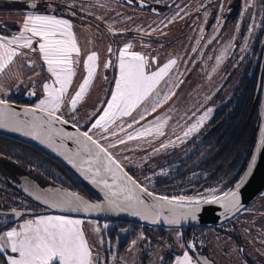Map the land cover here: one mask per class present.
Masks as SVG:
<instances>
[{
    "label": "rangeland",
    "instance_id": "rangeland-1",
    "mask_svg": "<svg viewBox=\"0 0 264 264\" xmlns=\"http://www.w3.org/2000/svg\"><path fill=\"white\" fill-rule=\"evenodd\" d=\"M167 1L155 0L158 5ZM33 3H39V7L35 9L27 7ZM205 3V0H179L175 8L178 13L179 9L186 8L188 7L186 5L190 4L193 5V10H198ZM249 13L253 14V11L250 12L248 9L245 15ZM29 14L54 15L69 21L79 48L78 56L76 53L72 54L73 75L57 115H61L82 132L88 131L103 146L115 144V147H109L108 151L125 170L137 168L141 171L145 167L154 169L144 181L145 186L153 184L156 178L167 176L175 168L176 164L165 166L158 164L172 149H176L179 145L185 146L203 133L206 124L230 98L240 76L241 66L231 72L229 67L234 60L225 58L233 38L236 37L237 42L241 37L237 32L239 27L237 25L233 29L231 27L229 34L228 31H222L211 41L214 30L213 27L208 29L205 22L208 16L206 11L195 16L190 23L183 20L182 28L172 29L169 23L174 13L162 10L159 14H150L144 8L128 5L121 0H0V36L11 38L19 35L24 18ZM147 36L153 37V40L146 41ZM158 36L171 40L170 46L165 45L163 41H156L155 38ZM37 39L34 38L33 48H37L35 43ZM225 41L229 43L222 51ZM126 45L131 47L127 49L125 59L130 58L132 53L143 55L147 62L145 68L147 74L157 71L170 60L175 59L176 64L160 81L156 92L130 115L118 116L106 132L94 129L92 125L103 115L107 110V104L111 102L115 83L119 79L120 52ZM218 50V53L221 52L219 58L215 56ZM18 52L21 54L15 56L13 62L0 75V87H2L0 98L7 101L11 96L22 95L24 92V95H28L27 100L32 101L30 107L35 108L39 101L45 98L43 85L45 83L52 85L55 78L48 72L38 48L37 51L21 48ZM93 53L96 54L97 59L88 62L87 57ZM86 63H90V66L94 64V73L82 99L77 103L75 110H72L70 100L88 76ZM106 64L108 67H105ZM53 86L59 87V85ZM170 91L175 93L171 99L150 115L145 113V108H151V102L157 92L162 97ZM209 109L211 111H208ZM206 112V118L197 129L184 136L183 133L191 125L196 124ZM142 113L144 118L140 119ZM158 117L167 118L163 128L164 135L153 134L134 140L126 139L127 135L135 130L145 126L153 127V122ZM134 119L139 120V123H133V127L129 128L128 124ZM118 124V136H122L114 137L117 141L115 143L113 137L109 135L118 132L112 127L114 125L118 127ZM122 138L126 140L125 143H119ZM138 144L141 145L136 147ZM162 144H168V147L164 148ZM135 173L138 174L139 171ZM28 185L32 192L36 191V194L51 196L50 190L41 191L36 188L34 182ZM210 189H216L217 196L221 193V186H214L190 197H209L212 195ZM12 190L13 188L7 191L3 182H0V234L12 228L19 230L20 225L26 221L37 220L40 217L63 216L80 220V228L90 246L93 264H177L178 259H182L185 252L192 258V264H199L196 257L187 250L188 248L197 252L203 251V248L209 251L211 248V256H214L219 264H264V223L262 229H249V227L236 229L237 238L240 239L243 248L242 254L238 252L242 249L233 244L232 236H228V232L222 230L225 229L224 226L221 229L206 230L204 234L198 235L196 241L179 240L181 231L175 229L165 230V236L172 239L170 241L148 239L149 236H145L143 230H138L135 240L124 249H120L118 241L119 237H124L123 229H116L114 234H110L109 222L99 223L91 218L42 212L44 209L40 203L21 192L17 194ZM248 209L251 210L253 207L250 206ZM12 211L40 213L23 215L10 225L3 226L1 220H5V214H10ZM235 219L238 217L232 220ZM151 231L159 230L151 229ZM201 236L203 238L207 236V240H203ZM145 237L147 240L144 239ZM8 254L10 253H0V256ZM0 264H3V261H0Z\"/></svg>",
    "mask_w": 264,
    "mask_h": 264
},
{
    "label": "snow or ice",
    "instance_id": "snow-or-ice-1",
    "mask_svg": "<svg viewBox=\"0 0 264 264\" xmlns=\"http://www.w3.org/2000/svg\"><path fill=\"white\" fill-rule=\"evenodd\" d=\"M30 7L35 8L36 4L33 3ZM71 27L69 21L59 19L54 15L29 14L24 18L19 35L11 38L0 36V75L13 62V58L21 54L18 49L37 51L38 48L48 72L55 78L52 85L48 83L43 85L45 98L41 99L35 108L24 110L25 116H32L31 120H21L19 114L9 108L3 98H0V128H8L11 131L21 132L23 135L32 136L33 139L39 140L40 143L58 152L86 179L100 188L104 193L105 205L89 204L81 197L67 193H55L52 196H42L37 193L35 199L50 207L66 211L88 212L102 210L106 207L109 211L128 212L152 223H157L158 218L163 216L165 223L168 224H179L181 220L188 218L195 220L200 211L201 202H215L226 210H238L240 207L239 189L246 183L256 166L255 156L251 158L246 172L236 184V190H230L224 192L222 196H217L216 189H210L212 195L209 197L186 198L181 196L169 199L166 196L154 195L147 186L142 187L124 170L108 151V148L115 147V144L105 147L88 131L80 132L78 128L76 135L66 133L62 128H54L57 123H68L57 113L60 112L73 75L72 54L79 55V48ZM34 38H38L35 40L37 48H33ZM129 47L131 45H126L120 52L119 79L115 83V91L111 102L107 104V110L92 125L94 129L106 132L118 116L130 115L135 108L156 92L160 81L176 64L175 59L170 60L157 71L147 74L145 72L147 62L143 55L132 53L130 58L125 59ZM96 59L95 53L87 57L88 62H94ZM85 67L88 70V76L70 100L72 110H75L77 103L82 99L94 73V64L90 66V63H86ZM105 67L108 65L106 64ZM53 85H59V87ZM173 95L175 93L170 91L161 97L157 92L151 102V108H145V113L150 115L155 112ZM37 112H42L44 115L37 116ZM206 116L207 112L183 135L188 136L195 131ZM143 118L142 113L140 119ZM133 123H139V120L134 119L128 127L132 128ZM166 123L167 118L158 117L153 122V127L145 126L135 130L128 134L126 139L134 140L153 134L162 136ZM56 136L60 137V143L56 142ZM64 140H72L77 146L76 149L67 148ZM125 142L123 138L119 140V143ZM260 145L264 147V136L261 137ZM161 146L167 148L168 144ZM80 225V220L63 216H47L37 220H28L20 225L19 230L12 228L0 234V253H10L0 256V261H3V264H93L90 246ZM177 264H192V258L185 252L183 258L178 259Z\"/></svg>",
    "mask_w": 264,
    "mask_h": 264
},
{
    "label": "trees",
    "instance_id": "trees-1",
    "mask_svg": "<svg viewBox=\"0 0 264 264\" xmlns=\"http://www.w3.org/2000/svg\"><path fill=\"white\" fill-rule=\"evenodd\" d=\"M261 79L260 72L257 82L252 84V87L248 85L245 89L243 88L241 92L239 85L234 95L226 100L227 102L206 124L202 134L185 146L182 145L179 149H174L163 156L161 158L163 161H160L158 166L169 164H176V166L167 176L156 178L153 184H146L148 190L168 198L190 197L214 186H221L220 194L229 191L243 174L254 146L259 122ZM238 93L239 96L236 97ZM22 100H25L24 97L13 95L7 101L26 106H30L32 102L28 100L29 102L22 103ZM153 170L145 167L141 171L137 168H128L126 171L144 187V181L154 172ZM135 171L139 173L136 174ZM16 177L17 179L27 177L40 189L57 188L87 199L97 198L71 172L45 153L0 135V178L15 180ZM4 183L7 191L12 189L9 186H13L12 182L4 181ZM260 197L261 195L253 204V209L246 208L238 214L237 229L263 228L264 200L259 199ZM94 220L99 223L109 222L108 233L110 234L124 227L157 229L135 223ZM234 224L233 221L225 223L226 229H230V226ZM127 236H131V233L124 234V238L118 242L120 249L134 238Z\"/></svg>",
    "mask_w": 264,
    "mask_h": 264
},
{
    "label": "flooded vegetation",
    "instance_id": "flooded-vegetation-1",
    "mask_svg": "<svg viewBox=\"0 0 264 264\" xmlns=\"http://www.w3.org/2000/svg\"><path fill=\"white\" fill-rule=\"evenodd\" d=\"M122 2L128 4V5H135L141 8H144L145 11L149 12L150 14L152 13H157L159 14L162 10H167V13H174V17L171 19V22L169 23L172 27V29H179L183 27V20L187 21V22H191V20L195 17L200 15V13L205 12L207 13V17L205 18V22L208 25V29L213 27V30L215 31L217 29V27L220 26V24L222 23V27L220 29L219 34L222 31H228L229 34V30L232 27H235L236 25L239 27V30L237 31L239 34H241V37L239 39V41H235L236 37L233 38V41L230 45V47L228 48L229 52L226 53V59H232L234 60V63L231 65L230 70L232 72V70H234V68H238L239 66H241V70H240V76L238 78L237 84H236V88L240 85V92L241 90L245 87L251 86L252 84L257 82L258 76L260 74V65H261V54L259 59L256 61L257 56H258V52H259V47L262 41V37L264 34V0H205V4H203L201 7H199V9L197 10H193V5L187 4L186 8H181L179 9L178 13L176 12V8L175 6L177 5L179 0H168L165 4H160L158 5L155 0H121ZM39 7V3L36 4V8ZM249 9V11H253V14H246L247 10ZM203 17V15H202ZM200 19V18H199ZM199 22H202V20H199ZM191 25V24H189ZM193 25V24H192ZM191 25V26H192ZM241 29V30H240ZM124 32V31H123ZM119 34L122 32H118ZM232 34V32H230ZM218 34V35H219ZM217 35V36H218ZM216 36V37H217ZM162 36H158L157 38H155L156 41H163V43L165 45H169L171 44V40H166V38H161ZM153 37H146V41H151ZM174 41V40H173ZM231 41V40H230ZM229 42L224 43V46L222 47V51H224L226 49V47L228 46ZM227 50V51H228ZM230 51L232 53H230ZM219 50L217 51V54L215 56H217L219 58V54L218 53ZM242 83V85H241ZM236 88H234V91L236 90ZM234 91L232 92L231 96L234 95ZM22 97H24L25 100H22V103H26V101H28L27 97L28 95H24V92L22 95H20ZM239 96V93L237 94L236 97ZM12 182V185H9L13 188V192L19 194V188L17 186H20V180L16 179L15 180H11V179H3L0 182ZM18 182V183H17ZM5 184V183H4ZM5 188L6 184H5ZM17 188V189H16ZM11 190V189H10ZM19 192V193H18ZM264 192V191H263ZM21 194V193H20ZM75 194V193H74ZM22 196V195H20ZM264 200V193L261 194V197L259 199ZM87 199V198H86ZM90 199L94 202L98 201V198L96 197H90ZM258 199V198H257ZM256 199V200H257ZM256 200L249 205L248 207H252L253 204H255ZM247 207V208H248ZM254 208V207H253ZM7 211V210H4ZM13 212V211H12ZM12 212L6 213L5 214V220L8 217L12 216ZM238 216V215H237ZM234 217V218H237ZM7 218V219H8ZM3 219V221H5ZM2 222V225L4 224V222ZM233 220H230L227 223L232 222ZM235 224L234 226L231 225L230 229L227 228L226 230V226L225 224L218 226V227H213V228H199V227H195V228H188V229H175V230H180V237L181 241H187V240H193L196 241V239L198 238L199 234H204L206 232V230L208 229H221L222 226L225 227V229L222 228V230L228 232V236H232L233 239V244H236L237 246H239L242 250L238 252H240V254H242L243 252V248L241 247V243L240 241H238L237 239V235H236V229H237V223H236V219L233 221ZM5 226V225H3ZM123 229L124 234H130L131 236H127L129 238H133V240H135V234L138 230H143L145 233V236H149L148 239H153L154 241L157 240H165V241H170L172 240L171 238H168L167 235L165 236V230L166 229H160L159 231H151V229H135L133 227H124V228H120ZM158 229V228H157ZM3 230V229H2ZM1 232V229H0ZM222 232V231H220ZM119 241L121 239H123L124 237H119ZM201 238L203 240H207V236H205V238H203L201 236ZM145 240H147V237L144 238ZM133 240H131L130 242H132ZM118 241V242H119ZM129 242V243H130ZM127 246V245H126ZM124 246L123 249L126 247ZM187 250H190L189 252L194 255L196 257V259L198 260L199 264H219L216 261V258L214 256H211V248H209V251L206 250V248H203L201 252H197L195 250H191L190 248H188Z\"/></svg>",
    "mask_w": 264,
    "mask_h": 264
},
{
    "label": "water",
    "instance_id": "water-1",
    "mask_svg": "<svg viewBox=\"0 0 264 264\" xmlns=\"http://www.w3.org/2000/svg\"><path fill=\"white\" fill-rule=\"evenodd\" d=\"M27 7L30 9L36 8V7L35 8L30 7V5H27ZM221 27H222V23L214 31L211 41L215 39L216 36L219 34ZM110 33L118 34V33H112V32ZM260 54H261L260 72H261L262 79H261L260 99H259V107H258L259 122H258L257 134H256L254 146L252 148L251 156L249 158L248 164L243 174L246 172L249 162L253 156L256 157V166L253 168L252 173L248 177L246 183H244L239 189L240 207L238 210H235V209L226 210L224 207H221L220 204L215 203V202H209V203L201 202L200 211L197 213L195 220L188 218V219L181 220L179 224H168V223H165L164 217L161 216L158 218L157 223H152L150 221L143 220L138 216H133L128 212L109 211L107 210L106 207H104L102 210H91L88 212H85L83 210L66 211V210H61L60 208L50 207L48 204H44L40 200L35 199L36 191L32 192L29 189V185H28V183H31L33 181L28 179L27 177H22L19 179L20 180L19 182L21 184L20 186H17L19 188V191L25 196L30 197L37 203H40L44 209L42 212H57L61 214H68V215H74V216L98 219V220L101 219V220L133 223V224L135 223V224H140V225L149 226V227L158 228V229H188V228H195V227L213 228V227H218V226H221L229 222L234 217H236L238 214H240L242 211H244L249 205H251L264 191V147L260 145L261 137L264 136V34H263L262 41L259 47V52H258L256 61L259 59ZM6 102L9 108H11L13 111L19 114V118L21 120H31L32 119L31 115H28V116L24 115V110L33 109L32 107L26 106V105L15 104L9 101H6ZM36 115L42 116L44 114L42 112H37ZM54 128H57V129L62 128L63 131L66 133H71L73 135L77 134V127H74L69 122L66 124L57 123L54 125ZM79 131L82 132L80 129ZM0 135L20 141L22 143H25L45 153L46 155L54 159L56 162H58L60 165H62L64 168H66L69 172H71L85 186H87L97 196L98 201L94 202L91 199H86L85 197L78 195V194H75L76 196L81 197L84 201H87L89 204H97V205H102V206L105 205L104 193L100 190V188L92 184L90 180L86 179L84 175H82L76 168H74L72 164L69 163L62 155L58 154V152L53 151L51 148L47 147L45 144L40 143L39 140L33 139L32 136L23 135L21 132L11 131L8 128H0ZM55 139L57 143H60L59 136H56ZM64 143L69 149L75 150L77 147L73 143L72 140H64ZM240 178L235 182V184L232 186L230 190H236V184L239 182ZM0 179L3 180V178H0ZM36 188L41 191L50 190L49 194L51 196L54 195L55 193L74 194L72 192L59 190L57 188L40 189L37 186ZM153 194L156 196H161L155 193ZM222 195L223 193L218 196H222ZM144 198L148 202H150L148 198L146 197ZM169 199H172V198H169ZM38 213L40 212L39 211H13L12 216L6 219L5 221H3L4 222L3 225L5 226L10 225L11 223L16 221L18 218H20L23 215H33V214H38ZM165 215H167V213H165Z\"/></svg>",
    "mask_w": 264,
    "mask_h": 264
},
{
    "label": "crops",
    "instance_id": "crops-1",
    "mask_svg": "<svg viewBox=\"0 0 264 264\" xmlns=\"http://www.w3.org/2000/svg\"><path fill=\"white\" fill-rule=\"evenodd\" d=\"M112 127L116 128L118 132H115V133H113V134H110L109 136L113 137L112 140H113V142L116 143L117 141H116V138H114V137H117V136L119 135V124H118V127H115V125L112 126ZM121 136H122V135H120V136H118V137H121ZM140 145H141V144H138L136 147H139ZM179 148H180V145L176 147V149H179ZM172 150H173V149H172ZM172 150H171V151H172ZM171 151H170V152H171ZM153 160H154V159H153Z\"/></svg>",
    "mask_w": 264,
    "mask_h": 264
}]
</instances>
